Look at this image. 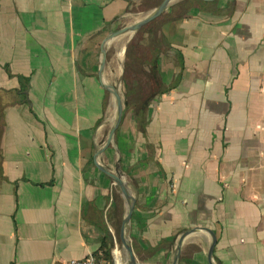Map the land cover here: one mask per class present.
Listing matches in <instances>:
<instances>
[{"label":"crops","instance_id":"1","mask_svg":"<svg viewBox=\"0 0 264 264\" xmlns=\"http://www.w3.org/2000/svg\"><path fill=\"white\" fill-rule=\"evenodd\" d=\"M162 1L0 0V264H128L112 231V151L94 159L102 86L109 64L123 75L129 40L104 45L102 73L101 49ZM159 17L157 72L172 88L116 135L134 258L172 264L179 236L208 228L213 264H264V0H172ZM211 242L188 235L179 264H209Z\"/></svg>","mask_w":264,"mask_h":264},{"label":"rangeland","instance_id":"2","mask_svg":"<svg viewBox=\"0 0 264 264\" xmlns=\"http://www.w3.org/2000/svg\"><path fill=\"white\" fill-rule=\"evenodd\" d=\"M148 14L146 13H141L139 15H137V20L138 22L142 19H144L145 17H147ZM162 24V19H160V17L158 19H156L155 21H153L152 23H150L149 27L147 29H145V33L144 31L139 34V36H136V33H125V39L129 40V43L134 40L133 42L135 43V45L139 48H141L140 51H142L143 49H145V47H149V46H156L159 44L160 40H159V36H158V31L160 28V25ZM148 26V25H146ZM134 51L132 52V55H134ZM118 68L115 67L114 64H109V71L111 72V77H110V87H113L119 96L122 99L123 105H124V111H123V118L124 116L128 115L129 110L134 107L133 105H137V102L140 98H147L150 94H152L153 92H155L157 90L154 81L151 79V77H149V67L148 66H142L141 64L136 63L131 57L128 58L127 62L125 63L124 66V76H119V72H118ZM125 79V82L128 81V89L125 85V83L123 82V80ZM160 86H164L163 83ZM2 112L3 109L0 107V128L2 127ZM117 116V105L114 101L113 96H111V94L108 93V127H107V131L105 132L104 136H103V142L100 144V147L104 146L107 139H108V135L109 132L115 122ZM122 118V120H123ZM122 124V121L118 127V129L116 130L115 134L113 135L110 144L108 146V153L109 151H112V154L108 157V172L110 174L113 175H117V170H116V165L118 164L120 167V170L122 172L121 169V160H120V153H119V149L116 145V135L118 130L120 129V126ZM1 130V129H0ZM103 155V154H102ZM102 155H100L99 157H101ZM99 157L97 158V160L99 159ZM122 179L123 181L126 183V185L128 186V189L131 193V195L133 196V193L131 191L130 185L128 184V180L125 174H123L122 172ZM108 183L111 185V190H112V197L114 199V201L117 202L119 209H118V214L116 216V221L114 224H112V222H110V224H112L113 228V235L114 238L116 240V245L118 246L119 250H121L122 252V245L119 239V231H120V227H121V222L125 216L126 213V201L125 199L121 196V193L118 189V187L116 186L115 182H113V180H111L108 176ZM129 243L131 242V238L129 235L128 238ZM109 242V241H108Z\"/></svg>","mask_w":264,"mask_h":264},{"label":"water","instance_id":"3","mask_svg":"<svg viewBox=\"0 0 264 264\" xmlns=\"http://www.w3.org/2000/svg\"><path fill=\"white\" fill-rule=\"evenodd\" d=\"M171 1L172 0H163L150 16L140 20L139 22H137L131 26L124 27V28L120 29L119 31L108 35L104 39V41L102 42V49H101L100 73L103 72L104 66H105L106 54H105V51L103 48L104 45L109 40H111L112 38H115L116 36H118L120 34L127 33V32H132V33L137 32L138 30H140L144 26L150 24L152 21L157 19L164 12V10L167 8L168 4ZM102 88L106 91L107 94L109 93V94H111V96H113L114 101L117 105V116H116L115 122H114V124H113V126L109 132L108 139H107L105 145L101 148V150L95 156V159H94L95 163H96L97 158L108 149L110 141H111L113 135L115 134L116 130L118 129V127L122 121L123 111H124V105H123L122 99L119 96V94L116 91H114L115 89L113 87L106 86V85H103ZM116 170L118 172L117 175L116 174L115 175L110 174L109 172L107 173V175L109 176V178L111 180H113V182H115L116 186L118 187L120 193L122 194V196L125 199L126 204H127L126 205V213H125V216L122 220V225H121V230H120V242L122 245L123 252H124L126 258L128 259L127 263L128 264H137V262L134 258V255L132 253L130 243L128 241V238L130 235L131 219H132L134 206H135V199L131 195V193L128 189V186L126 185V183L122 179V172L120 170L119 165H117ZM200 230L207 232L211 236L212 242H211L210 248L208 250V260H209V264H213L212 255H213V251H214V248L216 245V236H215L214 232L208 228H193V229H190V230L183 232L177 240L175 255H174V258L172 260V264H179L181 247H182L184 239L188 235L195 233L197 231H200Z\"/></svg>","mask_w":264,"mask_h":264},{"label":"trees","instance_id":"4","mask_svg":"<svg viewBox=\"0 0 264 264\" xmlns=\"http://www.w3.org/2000/svg\"><path fill=\"white\" fill-rule=\"evenodd\" d=\"M149 26L150 25L144 26L139 31H137L136 36H139V34H141L143 31L145 33V29H147ZM133 41L134 40H132L127 46L125 63L127 62L128 58L131 57L136 63L141 64L142 66H148L149 74H150L149 77H151L155 85H157L156 86L157 90L155 92L150 94L147 98H140L137 102V105H133L134 109H138L142 113L154 97L167 93L172 87L160 86L162 82L157 72V55L159 52L158 48L156 46H149V47H145V49L140 51L141 48H139V45L137 47ZM133 51L135 52L134 55H132ZM125 63H124V66H125ZM124 73H123V76H124ZM123 82L125 83L128 89V81L125 82V79H124ZM0 180H1V174H0ZM105 248H106V242L103 241L102 242V254L106 256L107 251L105 250ZM95 256L97 257V259L101 258L100 254H95Z\"/></svg>","mask_w":264,"mask_h":264},{"label":"built area","instance_id":"5","mask_svg":"<svg viewBox=\"0 0 264 264\" xmlns=\"http://www.w3.org/2000/svg\"><path fill=\"white\" fill-rule=\"evenodd\" d=\"M67 264H102V262L92 254H89L83 259L70 260Z\"/></svg>","mask_w":264,"mask_h":264}]
</instances>
